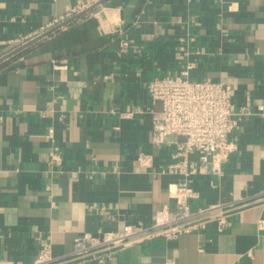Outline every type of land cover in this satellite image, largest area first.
I'll use <instances>...</instances> for the list:
<instances>
[{
  "label": "crops",
  "instance_id": "crops-1",
  "mask_svg": "<svg viewBox=\"0 0 264 264\" xmlns=\"http://www.w3.org/2000/svg\"><path fill=\"white\" fill-rule=\"evenodd\" d=\"M98 1L0 0V264H30L43 243L63 256L85 233L148 228L176 208L184 177L167 170L175 147L151 141L161 104L148 85L187 64L252 111L222 177L192 180V207L226 203L227 223L142 238L105 264H264V0H105L70 21Z\"/></svg>",
  "mask_w": 264,
  "mask_h": 264
},
{
  "label": "built area",
  "instance_id": "built-area-1",
  "mask_svg": "<svg viewBox=\"0 0 264 264\" xmlns=\"http://www.w3.org/2000/svg\"><path fill=\"white\" fill-rule=\"evenodd\" d=\"M62 67L64 65H56V68ZM190 68L191 65L187 64L177 74L156 77L148 85L152 104H161L159 110H149L153 127L151 141L157 147H175L174 161L167 166V170L184 177L172 193L176 208L165 206L160 209L155 222L148 228L128 223L121 229L106 231L100 236L85 233L76 237L73 251L63 256H55L51 244L43 243L36 259L30 264H84L91 259L97 264H105L113 261L119 251L142 238L160 235L174 239L206 227L212 219L218 222L220 230L224 228L231 208L226 203H218L194 209L192 202L198 194L192 180L196 175L208 173L222 177L224 163L236 148L230 135L239 120L252 111L249 106L234 109L232 87L228 83L191 79ZM259 108L264 111V105ZM143 112L142 107H130L122 115L131 117ZM51 158L61 160L58 147L51 152ZM138 162L142 167H151L153 156L140 152ZM260 194L264 195V191ZM259 225L264 228V220ZM140 233L144 235L136 237ZM15 264L26 263L17 261ZM166 264H173V261L168 260Z\"/></svg>",
  "mask_w": 264,
  "mask_h": 264
},
{
  "label": "water",
  "instance_id": "water-1",
  "mask_svg": "<svg viewBox=\"0 0 264 264\" xmlns=\"http://www.w3.org/2000/svg\"><path fill=\"white\" fill-rule=\"evenodd\" d=\"M104 1H105V0H100V1H98L97 3H95L94 5H92L91 7H89L88 9H86L85 11H83V12L77 14V15H76L75 17H73L70 21H73V20L77 19L79 16L85 14L86 12L90 11V10L93 9L94 7H96V6H98V5L102 4V3H104ZM23 47H24V46H23ZM23 47H20L18 50L22 49ZM18 50H17V51H18Z\"/></svg>",
  "mask_w": 264,
  "mask_h": 264
}]
</instances>
